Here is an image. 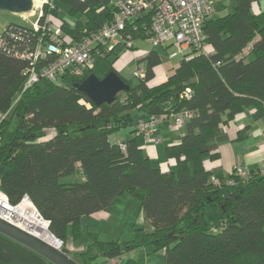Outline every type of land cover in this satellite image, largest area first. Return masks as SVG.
I'll return each instance as SVG.
<instances>
[{
	"label": "trees",
	"instance_id": "16d2710c",
	"mask_svg": "<svg viewBox=\"0 0 264 264\" xmlns=\"http://www.w3.org/2000/svg\"><path fill=\"white\" fill-rule=\"evenodd\" d=\"M51 1L54 7L48 1L43 11L57 18L69 43L112 19V7L102 0ZM56 1L68 5L69 18L59 17ZM234 1V10L205 21L204 51L179 59L166 80L153 84L155 68L173 59L151 49L143 57L146 76H122L130 88L101 105L76 86L94 72L93 66L80 74L66 73L59 83L40 80L24 90L30 61L22 54L36 47L44 31L10 22L0 32V113L20 96L11 111L20 118L11 142L4 144L10 115L0 123L1 188L14 205L29 196L50 221L49 230L62 240L61 248L81 264H101V258L123 264L126 253L148 246L163 250L164 264H264L261 165L248 179L235 177L234 184L228 183L232 172L220 179L205 166L206 160L220 156V125L248 109L256 118L264 116V7L262 0ZM151 15L133 18L125 35L147 40ZM46 16L40 18V27ZM116 60L103 75L118 73ZM180 111L192 114L180 141L167 147V155L176 160L175 170L155 166L137 136L120 137L127 127L139 135L136 125L141 119H165ZM135 113L141 116L137 123ZM116 138L126 142V150ZM125 193L138 199L151 226L140 229V238L106 240L101 231L85 228L84 217L107 209ZM208 207L220 212L218 225L207 220ZM84 238V248L69 249V243ZM0 264L55 263L0 233ZM126 264L137 261L129 258Z\"/></svg>",
	"mask_w": 264,
	"mask_h": 264
},
{
	"label": "built area",
	"instance_id": "2783aa9c",
	"mask_svg": "<svg viewBox=\"0 0 264 264\" xmlns=\"http://www.w3.org/2000/svg\"><path fill=\"white\" fill-rule=\"evenodd\" d=\"M231 0H107L108 6L112 7V19L107 21L97 31L83 37L79 41L68 42L67 35H64L61 27H54L50 23V16H46L43 5L48 0H42L39 10V18L32 23V26L39 30L42 28L43 35L40 37L36 47L22 54L30 61V66L25 71L24 90L40 80L51 82H61V78L66 73L80 74L87 67L93 66L94 54L102 56L112 51L117 45L123 43L126 47L133 46L134 41L130 36L125 35V31L130 21L138 16L152 12L150 28L148 30V42L152 46L171 48L169 57L189 59L194 53L205 49V21L214 16L216 4L220 2H230ZM54 7L53 3H51ZM35 10V8H34ZM29 13L23 14L28 17ZM46 16L45 25L40 27L39 20ZM48 33V38L45 34ZM48 57L51 58L48 61ZM45 60L47 62L45 63ZM43 62V63H42ZM41 63V64H39ZM146 67L139 66L134 71L136 78L146 76ZM190 89H187V96ZM20 96L15 102L18 101ZM0 113V123L6 119L13 110V106ZM189 111H180L172 115L173 121L171 130L179 131L191 116ZM162 122L160 117H150L141 119L136 125L138 134H143L148 141L156 143L159 137L155 135L157 127ZM123 150L127 144L121 139H115ZM1 141V137H0ZM260 172H264V161L259 167ZM233 178L228 180L229 184L235 183V177L248 179L251 171L240 165H236L232 171ZM216 184H221L220 179L213 177ZM24 199V198H23ZM9 200L7 194L1 188L0 180V217L9 222L15 223V208ZM113 263L121 264L113 260Z\"/></svg>",
	"mask_w": 264,
	"mask_h": 264
},
{
	"label": "crops",
	"instance_id": "0c3cea01",
	"mask_svg": "<svg viewBox=\"0 0 264 264\" xmlns=\"http://www.w3.org/2000/svg\"><path fill=\"white\" fill-rule=\"evenodd\" d=\"M174 64V62L169 60L164 64L157 66L155 68V79L152 81V83L157 84L166 80L168 74H170L171 72V67ZM115 69L118 71V73L121 70H119L117 66H115ZM106 71L107 69H103V73H105ZM140 117L141 116L139 114L135 113V123H137ZM144 117L146 118L147 116ZM172 121V116L162 119V122L155 131V135L159 137V141L156 143L148 141L143 134L136 135L132 132V128H129V131L127 132H122V136L120 135V137L124 140H128L134 136H137L136 138L138 144L143 148L145 153L151 158L153 162H158V165L162 166L163 168L175 170L176 160L174 158H170L167 155V147L172 143H177L180 141L182 134L184 133V128H182L180 131L171 130L170 125ZM127 128L123 129L126 130ZM123 135H125V137ZM216 142L218 151L220 153L219 158H217L216 160L205 161L206 168L211 170L216 177L220 179L227 178L236 165H240L249 171L257 169L264 161V116L256 118L253 110L251 109L237 114L235 118L228 124L220 125L217 128ZM128 194L130 193H125L122 196L117 197L114 200L113 204L107 209L96 212L89 217H84L83 221L85 228L91 230L94 229L95 231H101L102 234V232L104 231V227L102 228L100 224L106 223V221H110L112 219V212L115 213L118 200H126L129 204L131 203V205L134 204L135 200L136 202H138V209L140 211V204L138 199ZM150 228H147L146 226L147 230ZM112 230L113 227L111 231ZM139 234H142V232L140 231ZM140 236L141 235H139L138 237L137 235L135 236V238H140ZM82 245L83 244H81L80 242H71L69 243L68 247L70 250H76L83 248ZM144 250H146V248ZM146 254L148 253L146 252ZM129 258L134 257L131 256ZM129 258L127 257L126 253V255L123 256L122 259L123 264H126ZM141 259L142 261L150 262L148 260V256ZM102 264H112V259H105Z\"/></svg>",
	"mask_w": 264,
	"mask_h": 264
},
{
	"label": "rangeland",
	"instance_id": "374dc122",
	"mask_svg": "<svg viewBox=\"0 0 264 264\" xmlns=\"http://www.w3.org/2000/svg\"><path fill=\"white\" fill-rule=\"evenodd\" d=\"M51 3L55 5V1L48 0ZM104 6H108L107 0H102ZM42 3V0H37L35 4V10H33L31 13H29L28 17H24L23 14L20 13H14L8 10H3L0 9V32L3 31V27L10 23V22H23L25 24H30L32 25L33 22L37 21L39 18V10H40V5ZM56 4L59 7V17L60 18H69L68 15V5L65 3L57 2ZM262 6L264 7V0L261 2ZM235 7V1L231 0L230 2H220L216 4V12L214 16H217L219 14H224L229 11L234 10ZM262 13V12H261ZM261 13H258V16H261ZM27 15V14H26ZM30 16V17H29ZM263 17V16H262ZM261 17V18H262ZM260 18V17H259ZM260 18V19H261ZM73 20V18H72ZM50 23L52 26L56 27H61L60 22L57 20V18L50 16ZM62 29V27H61ZM63 31V29H62ZM64 35L66 33L63 31ZM135 47L128 48L126 47L123 43L119 44L115 48V52L110 54L107 58L95 53L94 54V61H93V67H94V72L97 75H102L103 76V69L106 70L110 67V64L112 60L117 57V60L115 61V66L119 68V73L124 76L125 78H135L134 76V71L136 68L139 66L144 67L145 66V61L143 57L145 54L151 50V49H156L160 51L162 54L169 56L171 49L169 48L168 50L164 49L161 46H152L148 40H135L134 41ZM105 55V54H104ZM179 60V58H175L173 60H170L174 63H176ZM137 79V78H136ZM135 117V114H134ZM9 125L7 132L4 136V144L7 142H11L13 138L15 137L19 124H20V118L13 113L10 114L9 116ZM128 127L126 130L121 129L120 135L122 136V132H127L129 131ZM131 129V128H130ZM125 137V135H123ZM127 137V136H126ZM153 162V161H152ZM153 164L157 166L159 163L154 161ZM131 195V194H128ZM135 199V198H133ZM116 206L115 213L112 212L113 217L110 221H106V223L100 224L102 228L104 227V231L101 234V237L104 239H118L120 241H124L127 239H134L135 236L141 235L140 229L151 227L150 224L145 220L142 212L139 211L138 209V202L134 200V204L131 205L129 204L128 201L126 200H118ZM206 218L209 221L210 225H218L220 223V212L208 207L206 211ZM86 222V221H85ZM113 227V230L111 231ZM94 230V229H93ZM99 230V228H98ZM97 231V230H96ZM55 235V234H54ZM56 236V235H55ZM57 237V236H56ZM58 238V237H57ZM84 248V245L86 243L85 238L81 239L80 241L78 240ZM63 245V243H62ZM61 245V247H62ZM146 247H140L136 249L133 252L127 253V257H134L137 261V264H164V252L163 250H158V251H153L152 246H148L146 250H144ZM148 254H146V252ZM150 262L142 261L141 258L147 257ZM101 264L103 261H105V258H101L99 260ZM122 262V260H121Z\"/></svg>",
	"mask_w": 264,
	"mask_h": 264
},
{
	"label": "water",
	"instance_id": "95a60500",
	"mask_svg": "<svg viewBox=\"0 0 264 264\" xmlns=\"http://www.w3.org/2000/svg\"><path fill=\"white\" fill-rule=\"evenodd\" d=\"M34 8V0H0V9L14 13L28 14L31 13ZM76 86L96 105L111 103L120 92L130 88V85L115 70L108 71L103 76H99L93 72L82 82L77 83ZM24 198L31 201L29 196H25ZM31 203L33 204L32 201ZM33 207L43 218L34 204ZM44 221L47 222L49 226L50 221L46 219H44ZM0 233L36 251L55 264H81L77 259L61 248L62 240L57 238L51 231L50 233L53 240L35 235L28 229H23L16 225V223L9 222L0 217Z\"/></svg>",
	"mask_w": 264,
	"mask_h": 264
},
{
	"label": "bare ground",
	"instance_id": "6f19581e",
	"mask_svg": "<svg viewBox=\"0 0 264 264\" xmlns=\"http://www.w3.org/2000/svg\"><path fill=\"white\" fill-rule=\"evenodd\" d=\"M36 2L37 0H34L35 4ZM15 219L16 225L21 228L28 229L35 235L53 240L47 222L36 212L29 199L24 198L15 208Z\"/></svg>",
	"mask_w": 264,
	"mask_h": 264
}]
</instances>
